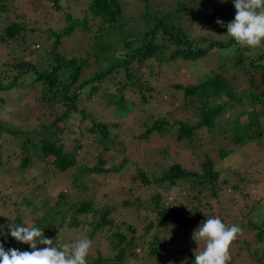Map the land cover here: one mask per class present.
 Returning a JSON list of instances; mask_svg holds the SVG:
<instances>
[{"label":"rangeland","instance_id":"rangeland-1","mask_svg":"<svg viewBox=\"0 0 264 264\" xmlns=\"http://www.w3.org/2000/svg\"><path fill=\"white\" fill-rule=\"evenodd\" d=\"M39 1L14 0L13 3L10 1L9 11L0 13V35L6 24L14 19L15 11L24 15L23 21H26L30 27L35 26L33 23L38 21L36 28L39 36L43 37L46 29L59 30L67 25L66 15L68 13L82 19L88 5L84 0H59L60 7L57 8L56 2L53 0H43L47 6V9H43ZM118 2L128 16L137 14L142 5L137 0H119ZM151 2L152 6H158L160 10L168 12L176 10L174 0H151ZM225 2L231 3L232 9L236 11L233 0H212L208 10L188 30L191 37L197 38L214 33L215 28L209 18V9L214 10ZM25 4H29V10L23 7ZM188 14L187 12L183 15L181 19L183 23L189 16ZM94 27L96 26L92 28ZM185 27L187 29L188 25ZM94 34V30L90 33L78 32L76 38L67 41V50H80L79 56L84 57L89 44L94 42ZM214 36L220 38L215 33ZM40 37L31 43H37L35 49H38ZM42 45H39L41 54L44 53ZM6 49V45L0 42V61L10 59ZM173 49V46L168 47L165 50V56L168 57ZM223 53L224 51H213L196 61L178 59L159 62L153 58L144 64H136L140 83H137L134 88L120 86L122 83H127L125 74L120 73L115 79V87H112V92L122 90L126 110L121 111L106 105L105 99H97L98 97L91 95L88 90L79 98L78 110L69 112L66 118L60 120L64 112L69 110V106L53 105V102L49 100H41L43 95L40 83L32 86L24 84L11 92L2 93L1 96L5 102L0 103V125L8 129L9 132L3 131L0 136V154H2L5 163L3 172H0V226L4 227L8 223L18 225L14 222L20 215L25 226H33L35 219L42 217L47 212L45 209L47 204L55 207L60 202L58 214L65 216V222L62 227L56 223L52 227V233L49 231L46 235L54 242L60 233L61 239L66 242H71L77 237L90 238L93 241V246L87 257V263L95 264L94 260L99 256L113 258L115 253L111 247V235L122 231L131 236L132 232L129 226L135 229L137 235H146L143 240L146 245L152 239V234H156L168 239L170 236L177 237L179 242L184 239L182 253L188 252L189 249L193 252L198 248V245L192 240V235L201 222L192 224L188 228L189 231L185 233L181 231L176 233L170 227L166 231L164 226L160 225L152 209V195L158 192H162L168 202L173 199V196H176L177 203H181L183 208L188 206V210L194 206L192 202L196 191L190 190L188 186L178 185L175 190H167L166 186L155 183V179L162 175V171L173 163H181L189 171L202 173V164L211 160L215 169L221 174L219 184L223 190L235 192L233 188L235 187L237 194L238 191L248 194L254 201L251 203L264 199V134L259 138L260 142L252 141L245 145H237L229 139L230 135H226L224 132L201 130V140L196 148H191L184 141L177 139L174 134L177 128L168 129L166 127L161 135L153 133L148 138L144 136L147 129L161 119H165L171 124L176 120L189 123L198 120L197 114L186 108L189 99L185 97L180 86L196 85L207 75L213 73L224 76L229 83L235 86L237 91H241L243 87L247 86L246 77L248 76L245 67L234 64L235 54L234 57H230ZM98 65L99 63L89 60V64L84 68L83 79L90 76ZM139 85H142V88H139ZM142 95H145L148 100L144 101ZM235 108L234 112L226 113L225 120L227 116H231L229 118L233 119L237 112L243 110L239 105L237 107L235 105L233 110ZM240 119L244 123L248 120L247 116H242ZM54 123L56 126L52 130L57 136L58 143H62L67 150H76L80 145L77 149L79 165L86 164L92 167L98 163L102 148L107 147L108 151L104 154L103 159L105 161L110 159V161L104 167L118 163L123 156L130 161L128 167L120 174L116 172H110L105 176L93 174L90 176V180L84 179V187H81L80 183L72 176L75 169L66 174L57 173L53 166L37 160L35 150L24 152L18 146L22 132L40 129L43 126L51 128ZM100 123L108 126V138L98 132L97 125ZM100 139L103 145L97 143ZM223 150L230 151L231 154L223 158L221 152ZM25 157L32 159L26 168H22L21 164ZM47 160L52 161L53 157ZM99 161L103 162V160ZM140 171L145 174V178L140 177ZM130 178L138 179L135 184L137 189L134 191L129 189L132 184ZM242 178L249 179L248 183L242 182ZM145 182H149V184L145 185ZM201 189L204 192L202 197L206 199L205 201L209 200L214 205L221 206L225 200L231 197L220 192L215 196L210 187ZM61 194L65 195V199L60 197ZM84 201L92 202L94 206L92 212L74 215L72 210L69 211L70 207L78 206ZM18 203L21 205L18 206ZM244 204L243 200L232 204L229 214L226 215V220L230 217L233 218L237 209ZM195 206L202 213L206 211V208L201 204ZM108 209H111L110 214L106 216L108 223L96 230L102 213ZM255 209L253 214L245 216L247 223L248 221L262 223L259 216L264 215L263 200L259 201V208ZM238 215L242 219L243 215L241 213ZM74 219L78 222H75ZM202 219L205 221L206 215L202 216ZM151 222H153V227L147 231L146 226ZM233 222L228 220L225 221V224L237 225L242 231L238 235L240 240L234 246L232 264H263L252 255L256 253L255 251L260 250L261 245L252 243L250 249L245 246L244 241L252 239L250 226L246 222H244L246 225L242 226ZM77 223L79 224L77 225ZM7 240L10 241V237H7ZM11 241H15V239L12 238ZM163 257L146 258L141 261V264L143 262L146 264H179L174 259L165 260ZM125 264H140V262L129 259ZM184 264L189 263L184 262Z\"/></svg>","mask_w":264,"mask_h":264},{"label":"trees","instance_id":"trees-1","mask_svg":"<svg viewBox=\"0 0 264 264\" xmlns=\"http://www.w3.org/2000/svg\"><path fill=\"white\" fill-rule=\"evenodd\" d=\"M14 0H0V13L9 11V2ZM50 1V0H46ZM56 2L57 8L60 7L59 0ZM119 0H84L88 3L85 14L82 19L74 17L71 13L66 15L67 25L62 29L45 30V36L40 37L38 34V21L34 22L35 26L30 25L24 20V15L15 11L13 20L8 22L3 28V33L0 35V42L5 44L7 54L10 59L0 61V103L5 102L1 96L2 93H8L18 86H32L40 83L41 100H49L53 105H68L69 110H66L60 117V120L66 118L71 111L78 110L79 98L85 91H90L91 95L97 96V99H105V104L110 105L115 110H126L122 90L112 92V87H115V79L120 73H124L127 78V83H122V88H134L137 83H140V76L137 73L136 66L145 63L148 60L156 58L159 62L174 61L178 59L186 61H196L207 56L215 51H224L231 48L235 41L227 36V28L216 23L217 19L227 23L234 20L236 11L232 9L231 3H223L217 6L214 10H210L209 18L215 28L214 33L220 38H215L212 35L191 37L189 33L190 27L197 19L208 10V6L212 0H174L176 10L168 12L160 10L158 6H152L151 0H137L141 3V8L137 14L128 16L124 8L119 4ZM43 9L47 6L43 0L39 1ZM31 4V1H29ZM29 4L23 5L29 10ZM189 13L185 21L181 20L184 14ZM98 19V22H96ZM96 22V23H95ZM185 25H188L186 29ZM93 26H96L92 28ZM92 28V29H91ZM94 30V42L89 44L84 57L79 56V51L66 48L68 40L76 38L80 31L90 33ZM28 33H31L30 36ZM40 37L38 49H35L36 38ZM51 43V44H50ZM43 44L44 53L41 54L39 45ZM173 46L174 49L168 57L165 56V50ZM33 54V56H31ZM235 54V57H234ZM31 56V57H29ZM234 57L236 66L245 67L247 86L241 91H237L235 86L229 83L224 76L213 73L207 75L200 80L196 85L180 86L184 95L189 99L186 108L191 109L197 114L198 120L194 123L188 121L176 120L172 124L167 120H159L153 126L147 129L145 137L149 135L163 134L164 129L177 128L175 136L179 141H184L191 148H196L201 140L200 131L207 130L208 132H219L230 135L229 139L237 145H245L252 141H259L264 134V42L262 46L256 49L240 48L237 46L236 51L230 55ZM1 59V58H0ZM89 60L99 63L95 71L83 79L84 68L89 64ZM142 88V85H139ZM111 92V93H110ZM144 101L148 99L142 95ZM242 106L243 110L236 113L233 119L225 115L231 113L234 106ZM257 106H259L257 108ZM83 113V111H82ZM233 115V114H232ZM247 116V121L244 123L240 117ZM231 125V126H230ZM56 124H52L51 128L43 126L40 129L27 130L21 133L18 143L24 152L35 150V155L38 161L53 166L57 173L66 174L72 169L74 180L78 181L79 186L84 187L83 181L85 178L90 180L93 174L107 175L110 172L117 174L123 173L129 165V160L123 158L116 164L104 167L108 161L103 159L104 154L108 151L107 147L102 148L98 163L92 167L86 164L78 163L77 146L76 150H67L62 143H58L57 136L54 135L52 128ZM98 132L105 138L109 137V128L106 124L100 123L97 125ZM0 125V136L3 131L9 132ZM93 131H96L92 129ZM169 132V130H168ZM106 140V139H104ZM98 144L103 145L100 139ZM222 157L226 158L231 154L230 151L223 150ZM53 157L52 161L47 160ZM31 157H25L21 164L22 168H26ZM99 160H103L100 162ZM31 165V163H30ZM5 163L3 162L2 154H0V172H3ZM203 172L196 173L187 170L181 163H173L170 167L162 171V175L155 179V183L166 186L167 190H175L179 185L188 186L190 190L196 191L193 197L194 206L188 210V206L183 208L181 203H177L178 198L173 196V201L164 198L162 192L152 195L153 211L160 225L168 231L169 227L177 233L181 231L185 233L189 231V227L196 222L204 221L202 216L219 217L222 222L234 221L239 225H246L245 216L251 215L259 208V201L255 203L248 194L235 192H226L219 184L221 174L215 169L214 163L211 160L202 164ZM140 177L145 178V174L140 171ZM132 178V177H131ZM130 178V179H131ZM132 184L130 190L137 189L138 179H131ZM242 182L248 183L247 178H242ZM145 185L149 182H145ZM202 187H210L213 194L217 196L221 194L230 195L231 197L221 205H214L209 200L202 197ZM202 190V191H201ZM158 191V190H157ZM186 196V195H184ZM60 197L65 199V195ZM243 200L245 204L237 209L233 218L226 220V215L229 214V208L237 201ZM26 203V199L24 200ZM128 203L132 204L130 201ZM201 204L206 208L203 213L195 206ZM21 205L18 203V206ZM60 202L55 207L46 205V213L42 217L35 219L33 226L40 228L44 232L53 229L52 227L58 223L62 227L65 216H59ZM262 206V205H261ZM218 208V210H216ZM94 206L92 202L84 201L75 207H70L74 215L81 213L92 212ZM111 209L102 213L100 223L97 224L96 230L101 229L108 223L106 216L110 214ZM97 213V211H94ZM239 213L243 215L239 218ZM262 223L248 221L250 226V234L252 239L244 241L247 249L251 248L252 243L260 244V250L253 253V257H257L264 264V215L259 216ZM58 219H61L60 221ZM76 222L77 220L74 219ZM78 222V221H77ZM233 222V223H234ZM20 226H25L20 217H16L15 222ZM79 223H77L78 225ZM10 223L0 226V244H3L5 250L17 249L19 251H32L29 245L18 241H11L13 237L10 235ZM15 225V224H14ZM230 226V225H229ZM153 227V222L146 226L149 231ZM132 235L119 231L111 235V247L114 250L112 259L99 256L94 260L95 264H125L127 260L133 259L141 261L163 257L168 260H175L179 264L184 262L195 264L194 252L190 249L188 252H183V242L174 236L162 238L156 234H152V239L146 245L143 240L146 235H137L135 229L129 226ZM10 237V241L7 240ZM240 239L237 238L230 250L231 259L228 264H232L234 257V246ZM45 247L39 245L38 248ZM185 248V247H184ZM186 249V248H185ZM188 250V249H187ZM88 264V263H87ZM146 264V263H142Z\"/></svg>","mask_w":264,"mask_h":264},{"label":"clouds","instance_id":"clouds-1","mask_svg":"<svg viewBox=\"0 0 264 264\" xmlns=\"http://www.w3.org/2000/svg\"><path fill=\"white\" fill-rule=\"evenodd\" d=\"M233 3L236 9L234 20L226 25L219 19L216 21L220 26H226V35L235 41L231 48L224 50L225 55L233 54L237 46L256 49L264 42V0H233ZM9 228L11 237L29 245L32 251L22 252L15 248L6 251L0 244V264H87L93 246L88 237L66 242L60 233L54 242L35 226L10 224ZM241 231L239 226H229L219 217L207 216L192 235L198 245L193 250L195 264H228L231 247ZM38 244L46 247L38 248Z\"/></svg>","mask_w":264,"mask_h":264}]
</instances>
